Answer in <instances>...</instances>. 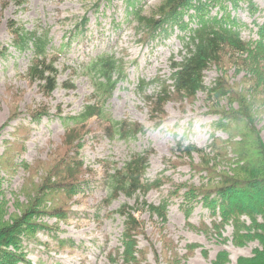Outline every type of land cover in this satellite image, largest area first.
Instances as JSON below:
<instances>
[{
  "label": "rangeland",
  "instance_id": "obj_1",
  "mask_svg": "<svg viewBox=\"0 0 264 264\" xmlns=\"http://www.w3.org/2000/svg\"><path fill=\"white\" fill-rule=\"evenodd\" d=\"M121 1L0 0L3 211L8 218L15 216L40 194L36 204L42 203L39 209L44 214L38 223L46 228L25 242V254L32 264H212L223 251L229 254L230 264H237L239 258L251 257L260 245L235 240L233 225L212 217L203 208V201L212 188L220 185H212V181L237 168L234 147L248 135V124L221 121L232 110L239 112L238 100L229 97L219 102L207 92L186 100L172 96L164 116L151 113L145 96L137 92L138 84L145 80L172 86L171 66L187 54L182 43L186 33L173 26L168 29V37L162 35L151 43L144 31L138 35L140 28L135 23L115 31L132 11ZM251 1L256 10L250 11L243 2L238 10L227 5L228 13L244 25L242 36L246 41L257 40L258 29L264 25V0ZM164 2L137 0L136 8L150 17ZM219 12L221 15L215 9L212 16ZM83 21L88 22L86 29L77 35L75 26ZM34 36H48L51 41L49 58L58 83L51 95L44 93L43 83L30 82L26 77L32 59L30 50L19 53L13 46L17 38L31 43ZM102 52H112L123 60L128 79L116 87L109 113L114 121L144 127L143 135L122 138L110 122L100 118L82 126L68 122L91 102L94 86L86 69ZM244 76L242 69L224 60L206 71L205 87L210 89L221 80L234 93L244 92L246 98L245 92H254ZM157 92L159 89L149 87L146 95ZM249 101L257 104L255 126L264 140V104L258 99ZM216 123L231 130L217 131ZM69 129L77 134L72 146L67 144ZM192 147L205 154L215 149L211 158H217L210 164L196 152L188 158L187 149ZM225 153L229 156L222 155ZM133 154L149 155L145 181L156 182L158 188L146 196L115 195L107 176ZM78 163L84 168L72 173L79 185L77 194H72L57 185V179L68 178L65 174L52 176ZM163 205L168 207L166 218L158 214ZM129 215L137 224L128 220ZM132 224L138 226L134 232ZM125 246L135 248L125 252Z\"/></svg>",
  "mask_w": 264,
  "mask_h": 264
},
{
  "label": "trees",
  "instance_id": "obj_2",
  "mask_svg": "<svg viewBox=\"0 0 264 264\" xmlns=\"http://www.w3.org/2000/svg\"><path fill=\"white\" fill-rule=\"evenodd\" d=\"M242 2L248 4L250 11L256 10V5L251 0H165L158 12L148 17L144 15L142 9L136 8L137 0H122V3L132 10L126 13L123 23L127 25L135 23L140 28L138 35L144 31V36L147 35V40L151 43L158 41L162 35L168 37V29L173 26H178L186 33L182 43L187 54L181 55L180 62H175L171 66L172 86H161L158 81L147 83L142 80L139 83V94L145 96L151 113L156 112L158 116H164L165 108L172 96L186 100L196 98L201 92H207L211 96L214 95L219 102L229 97L238 100L239 112L232 110L227 117L223 116L221 122L228 120L248 124L246 126L248 135L243 136L234 147L237 154V160L234 162L236 170L232 172L229 170L230 172L225 176L211 182L212 185H220L209 191L208 197L203 201V208L212 217L220 218L224 224H232L235 228V240L240 238L243 243L256 241L260 245L251 257L239 258L237 264H264V140L255 126L257 104L254 102L258 99L264 104V25L258 29L257 40L243 39L244 25L232 17L227 10V5L233 10H238ZM217 8L221 11V15L219 12L212 16V12ZM127 17H132V20ZM185 18H188L187 22L184 21ZM87 24L88 22L85 21L77 24L76 28L81 29L82 32ZM32 39L33 41L29 43L25 39L17 38L13 46L19 53L30 50L32 59L26 77L30 82L39 85L43 83L41 86L44 93L51 95L58 87L57 73L49 58L51 41L48 36L45 39L34 36ZM30 44L34 46L31 48ZM224 60L243 70L244 78L247 79L246 84L250 85L253 94L249 95V92H245L248 94L245 98L244 92L234 93L229 85L221 80L210 89L205 87L206 71L212 65L223 64ZM88 71L95 77V97L80 115L69 119V124L82 126L94 118H100L110 122L115 133L121 137L133 138L144 134V127L137 124L128 125L126 122L111 121L109 117L107 118L108 114L104 108L120 81L126 80L124 64L116 60L113 55L102 54L89 64ZM149 87L159 89V92L149 97L146 95ZM250 98L254 103L249 101ZM220 124L216 123L219 125L217 131L231 130L230 127L226 128L225 125L220 126ZM67 136V144L69 146L75 144L76 140L73 137L77 136L75 131L70 130ZM79 144L78 150L82 148ZM187 150L188 158L196 152L203 155V160L209 164L217 158L215 155L211 158L213 153L216 154L215 149H211L208 154L195 147ZM222 155L229 156V153ZM148 161L149 155L133 154L120 169H114L111 175L107 176L111 192L115 195L124 194L127 197L137 194L146 196L152 189L158 188L156 182L145 181L149 168ZM83 168L84 164L78 163L77 167L69 166L65 171L57 170L52 177L58 178L65 174L64 178H68L57 179V185H63L70 193L77 194L79 185L75 174L72 173L81 172ZM206 171L210 173L211 169ZM1 179L0 177V188L3 182ZM48 179L51 181V177ZM69 180L72 181L68 182ZM3 200L4 196L0 190V264H32L25 254L27 253L25 242L36 237L46 228L45 225L38 223L44 214L39 209L42 203L36 204V201L40 200V194L19 214L11 215L9 218L3 211L5 208ZM167 208L165 205L159 207L158 214L166 218ZM153 210L156 212L157 209L153 207ZM242 219H247L248 222ZM128 220L137 224L136 219L131 215L128 216ZM134 224L131 225V232L138 228ZM243 243L239 244L243 245ZM134 248L135 246H125V252ZM212 264H230L229 254L225 251L221 252Z\"/></svg>",
  "mask_w": 264,
  "mask_h": 264
}]
</instances>
